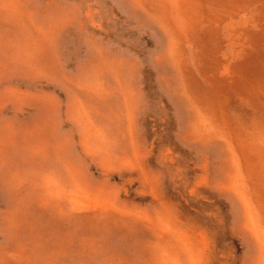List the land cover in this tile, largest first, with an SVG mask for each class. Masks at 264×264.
Masks as SVG:
<instances>
[{"label": "rangeland", "instance_id": "obj_1", "mask_svg": "<svg viewBox=\"0 0 264 264\" xmlns=\"http://www.w3.org/2000/svg\"><path fill=\"white\" fill-rule=\"evenodd\" d=\"M0 264H264V0H0Z\"/></svg>", "mask_w": 264, "mask_h": 264}, {"label": "bare ground", "instance_id": "obj_2", "mask_svg": "<svg viewBox=\"0 0 264 264\" xmlns=\"http://www.w3.org/2000/svg\"><path fill=\"white\" fill-rule=\"evenodd\" d=\"M72 154V153H71Z\"/></svg>", "mask_w": 264, "mask_h": 264}]
</instances>
